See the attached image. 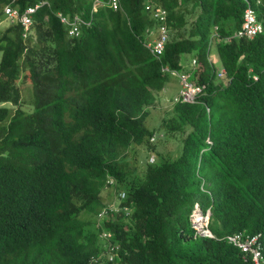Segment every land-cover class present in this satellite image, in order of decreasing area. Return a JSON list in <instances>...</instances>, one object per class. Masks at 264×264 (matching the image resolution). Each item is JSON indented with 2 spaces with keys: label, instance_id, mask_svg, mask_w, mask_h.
Instances as JSON below:
<instances>
[{
  "label": "trees",
  "instance_id": "16d2710c",
  "mask_svg": "<svg viewBox=\"0 0 264 264\" xmlns=\"http://www.w3.org/2000/svg\"><path fill=\"white\" fill-rule=\"evenodd\" d=\"M48 1L35 15L34 41H24L20 25L0 30V264H248L224 238L261 232L264 245V34L224 38L241 26L245 2L121 0L114 10L108 0L95 9V0ZM151 4L169 12L161 61L145 46ZM60 11L91 25L70 38ZM258 11L264 19V7ZM212 52L227 86L214 81ZM188 68L207 95L173 105L150 129L151 107ZM22 75L34 95L29 112L20 107ZM162 127L179 141L176 156L159 149L164 140L150 141ZM207 137L213 145L201 154ZM145 146L139 170L128 153ZM108 175L120 182L116 197L125 191L120 206L133 211L105 217L112 247L96 222ZM197 201L212 207L216 239L195 236L189 215Z\"/></svg>",
  "mask_w": 264,
  "mask_h": 264
},
{
  "label": "clouds",
  "instance_id": "9594fccd",
  "mask_svg": "<svg viewBox=\"0 0 264 264\" xmlns=\"http://www.w3.org/2000/svg\"><path fill=\"white\" fill-rule=\"evenodd\" d=\"M99 1H100V3H98L96 6H98V5H104L105 4V1H103V0H99ZM108 2H109V0L107 1V4L110 5ZM252 2L255 4L254 6H255V9H256V15H257L258 20L260 21V23H263L264 24V19H261L259 17V11H258L259 7H264V6H262L261 4H259V5L256 4L257 0H252ZM95 3H96V0L94 2V8H95ZM150 6L153 7V8H162V9L166 10L167 17H166L165 25L167 26L168 34H169V37H168L167 41L165 42V46H166V43L168 42V40L170 38L169 27H168V17H169L168 9L166 7H164V6H162V5H154V4H151ZM60 12H58V13H60ZM244 12H245V8H244V11H243V20H242L241 26L238 29H236L232 33V35H226V36H224V38L226 39V42H232L233 40L238 39V38H240V39L246 38V39H251L252 40V39H254L257 36H260V35H263L264 34V33H257L254 36H247V35L246 36H239L238 35L239 31L242 30L243 25H244V21H245V19H244ZM58 13H57V16H58ZM61 13L65 14V15H69L71 18L74 17L75 15H78V16H80L82 19H84L88 23V24H84V25L81 26V29H80L79 33H74V34H70L67 26L65 25V27L67 29V35L70 38L79 37L81 35V33L83 32V27H87V26H90L91 25V21L88 20V19H86V18H84L80 14L70 15V14H67V13H64V12H61ZM148 14L150 15L151 19L154 21L155 25L153 27H148V29L146 30V33H148V35L150 36V40L146 41L145 46L150 50L151 54L153 55V57L155 59L161 61L162 56H163V53H164V50H165V46H164L163 53L160 55V57H157V56H155L152 53L151 48H150V45L154 44L157 41V39H158V37L160 35V27H161V24L162 23L158 19H156L154 17V15H153V13H152L151 10H148ZM4 23L5 22H3V24ZM6 23L8 24V22H6ZM3 24L0 26V30L6 29L7 27H9V25H13V24L9 23L6 28L5 27L2 28ZM16 25H20V24H16ZM21 28H22V26H21ZM214 34H215L214 37L220 35V33H219V27L217 25L214 27ZM22 37H23L24 41H26V42L28 40H31V39H33L32 41H34L36 39L35 22H34V25L32 26V32L28 35V37H24L23 36V32H22ZM214 45H216V43H214ZM218 59H219V57H218ZM212 61H213V64H215L214 67L216 69L215 70L214 81L217 84H221V85L227 86L230 83L231 78L228 76L227 70H226L225 66L221 63L220 60L218 62H216L214 57H212ZM196 62H197V59L196 58H193L192 65H195ZM171 68L172 67H170L168 65H162V70L163 71L171 72V74L173 76L178 75V73L176 71L172 70ZM193 72H194L193 68H191V69L188 68V70H186L182 74H186L187 75L188 81L191 84H193V86H195V87L196 86L202 87L203 88L202 92L199 93L196 96V98H193V100H191V101L184 102L181 99L176 100L177 97H180V94H181V91H182V88H183V85L181 83V75L182 74H180L179 75L178 83L176 84V86H178V88H177L175 94L172 96V98L170 97L171 102H172V105L180 104V103H182V104H195V103H198V102L202 101V97L207 95L208 86H207L206 82H202V83H199L198 82V83H196V82H194V80L192 81ZM258 78H259L258 75H255L254 76V79L255 80H258ZM203 103L206 106L207 112L210 113L211 107L206 102H203ZM164 117H167V115L164 116ZM164 117H163V119H164ZM159 130H163L164 131L163 127L161 129H159ZM159 130H157V131H159ZM157 131L154 132L151 135V137H150L151 143H156L158 141L157 139L160 138V136L162 135L160 132H157ZM160 139H163V138H160ZM206 144H207V146L202 149L201 154L203 152H205L211 145H213V140L211 139V137H207ZM155 161H156V155H155L154 152H152L149 155L148 162L154 163ZM106 184L109 186L110 192H113L114 193L115 199L114 200H111V201H110V199L105 200V202H106L105 206L96 215V218H97L96 219V222L102 228V231H101L99 237L105 239L109 243V246L112 247L113 245H112V243L110 242V239H109L112 236V233L105 226V222H104L105 217L107 216V214L110 211H120V210H124L127 215H131L133 211L132 210H129L127 206L121 207L120 204H119V202H118V198L119 197H122L123 198L125 196V191H123V189H122L121 192L119 193L118 197H116L117 196V193H118L117 192V189H118V186L120 184L119 180L115 176H113V175H108L107 178H106ZM112 204H114L118 209L117 210H115V209H113V210L109 209L110 205H112ZM104 210H106V212L102 216H100V213L103 212ZM196 214H202L204 217H206V218L209 219L208 228L211 231V233H212L213 236H211V237L210 236H202V235H200L197 232V229L195 227V224L196 223L194 221V219H195L194 216ZM211 216H212V207L211 206L210 207H207V208H204L199 201H197V202L194 203V206H193V208H192V210L190 212V215H189V221H190L191 228L194 230V233H195V236L196 237H206V238H210V239H216L217 238V236L214 234V232L212 231L211 226H210ZM236 233H243L245 236H258L259 237V241L261 243L262 254H263V257H264V252H263L264 245H263V242L261 240V237H262V233L261 232L253 233L252 234V233H249L247 230H240V231H236L234 233L228 234V235H226L224 237L226 239V241H227V244H230L233 247L238 248L243 253V259H244V261L248 262V264H253L252 259H251V255H246L245 252L240 247L235 246L234 244H232V243L229 242L228 237L231 236V235H234ZM224 238H222V239H224ZM263 264H264V261H263Z\"/></svg>",
  "mask_w": 264,
  "mask_h": 264
},
{
  "label": "built area",
  "instance_id": "2783aa9c",
  "mask_svg": "<svg viewBox=\"0 0 264 264\" xmlns=\"http://www.w3.org/2000/svg\"><path fill=\"white\" fill-rule=\"evenodd\" d=\"M246 7L244 12V25L242 30L239 31V36H254L257 33H264V24L260 23L256 15L255 4L252 0H244ZM100 3L99 0H96V5ZM113 9L118 10L120 7L121 0H109L108 2ZM256 4L260 3V0H257ZM44 5H50L48 0H40L33 5L27 6L25 9L21 10L17 5V0H5L2 6V17L0 18V26L3 22H8L11 24H20L22 26V32L24 37H28V35L32 32V26L35 22V15L37 11L43 7ZM94 8V9H95ZM148 10H151L154 17L158 19L162 24L160 27V35L157 41L150 45L152 53L160 57L163 53L165 42L167 41L169 34L167 26L165 25L167 13L166 10L162 8H153L150 5L147 7ZM58 16L61 22L67 26L70 34L79 33L81 26L84 24H88L84 19L80 16L75 15L74 17H70L69 15H65L63 13H58ZM181 83L183 85L180 97H177L176 100L181 99L182 101H191L193 98L202 92L203 88L200 86H193L188 81V77L186 74L181 75ZM109 209L117 210L118 208L112 204ZM106 210L100 213L102 216ZM195 227L197 232L202 236H213L211 231L208 228L209 219L204 217L202 214H196L195 216ZM230 243L235 246L240 247L246 255H251V259L253 264H263L264 257L261 250V243L259 241L258 236H245L243 233H236L228 237Z\"/></svg>",
  "mask_w": 264,
  "mask_h": 264
},
{
  "label": "rangeland",
  "instance_id": "374dc122",
  "mask_svg": "<svg viewBox=\"0 0 264 264\" xmlns=\"http://www.w3.org/2000/svg\"><path fill=\"white\" fill-rule=\"evenodd\" d=\"M7 23L5 22L2 26V28H6L7 27ZM215 49V48H214ZM212 56L215 58V61L218 62V56L214 55L212 52ZM19 86H21V91H22V102L20 107L25 110V112H29L31 109H34V105L32 103L31 104V99L33 100V90H32V86L29 84V82L27 80H25L22 78L19 81ZM178 86H171V95H174L176 90H177ZM170 93H163L161 94V98L159 97L158 101L156 102V104L154 106L151 107L150 109V114L147 118L146 121V125L152 129V128H158L161 126V123L163 121V117L167 115V112L171 111L173 105L171 102V99L169 97ZM15 108H18V106H16ZM157 132H160L162 135L160 136V138H163L162 140L163 143L158 145V142L160 140V138H158V142L157 145L159 146V149L165 148L167 151L170 152V149H174V152H172L173 156H176L179 150V141L176 137H165L164 136V131L163 130H159ZM175 138V139H173ZM177 139V140H176ZM138 149L137 151H134L133 149L130 150V152L128 153V161L129 163L131 162L132 165H140L138 167L139 170H142V166H144L146 164V156L148 154V149L147 147H138L135 148ZM135 153H137V158L135 159ZM149 160V158H148ZM134 161V162H133ZM114 200L115 196L113 192H110V194L108 196H105V200Z\"/></svg>",
  "mask_w": 264,
  "mask_h": 264
},
{
  "label": "crops",
  "instance_id": "0c3cea01",
  "mask_svg": "<svg viewBox=\"0 0 264 264\" xmlns=\"http://www.w3.org/2000/svg\"><path fill=\"white\" fill-rule=\"evenodd\" d=\"M260 3H262L261 5L264 6V0H260ZM246 7V4H245Z\"/></svg>",
  "mask_w": 264,
  "mask_h": 264
}]
</instances>
